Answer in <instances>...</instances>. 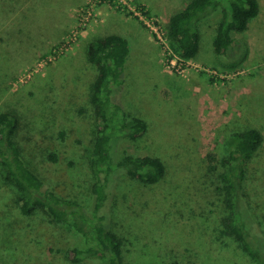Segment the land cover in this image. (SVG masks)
Returning <instances> with one entry per match:
<instances>
[{"label": "rangeland", "instance_id": "374dc122", "mask_svg": "<svg viewBox=\"0 0 264 264\" xmlns=\"http://www.w3.org/2000/svg\"><path fill=\"white\" fill-rule=\"evenodd\" d=\"M72 1L79 0H0V110L17 115L14 139L27 166L59 195L92 214L90 160L98 120L89 87L97 70L86 50L101 33L79 40L103 22L102 7L105 13L118 12L153 31L138 18L103 4L101 22L49 61L52 48L72 28L73 9L87 0L71 10L67 5ZM148 1L153 6L168 4ZM188 1L164 13L179 11ZM152 15L166 32L160 16ZM220 15L214 12L200 19L196 61L185 62L183 74L169 71L163 63L176 53L167 39L165 45L157 42L163 48L160 63L158 57H131L124 65L122 84L114 90V100L129 115L125 123L131 125L135 116L147 128L131 140L117 129L125 118L118 113L111 131L113 161L125 154L152 155L166 166L164 177L154 184L123 172L114 177L105 224L123 240L125 264H259L232 237L221 234L228 209L219 175L224 170L221 161L235 143L233 133L259 129L262 143L246 166L251 210L244 219L248 226L258 223L264 237V21H251L243 33L232 32L234 43L219 55L213 37ZM195 77L205 85L199 87L201 92L191 88ZM50 152L57 155L54 164L49 163ZM16 192L0 177V264H98L93 258L70 262L67 257L74 247H87L83 236L65 223L50 221L41 210L22 214Z\"/></svg>", "mask_w": 264, "mask_h": 264}, {"label": "trees", "instance_id": "16d2710c", "mask_svg": "<svg viewBox=\"0 0 264 264\" xmlns=\"http://www.w3.org/2000/svg\"><path fill=\"white\" fill-rule=\"evenodd\" d=\"M226 1L229 10L225 9L223 0H190L169 18L166 36L179 57L190 60L198 53L201 39L198 23L203 16L222 13L217 21L213 48L217 54L225 55L235 41L232 32H245L248 23L260 10L257 0ZM141 6L146 16H152L145 5ZM128 52L127 39L115 33L92 40L86 50L87 60L97 70L89 87V102L98 120L90 160V171L94 177L92 214L75 200L59 195L27 166L14 139L18 127L17 115L10 110H0V177L6 185L16 189L15 201L22 214L30 215L41 210L50 221L65 223L83 236L87 247L71 250L67 258L72 263L93 258L98 264H125L123 240L105 224V210L115 192L114 177L123 172L143 183L154 184L166 172L164 162L157 156L125 154L116 162L111 156V131L118 122V113L125 118L116 127L118 125L117 129L125 132L131 140L147 128V123L135 116L128 126L125 123L128 113L113 97L115 88L122 84ZM232 137L235 143L223 157L224 170L219 175L228 209V215L222 221L221 234L232 237L251 259L264 264L263 234L257 222L248 226L244 219V214L251 210L250 196L245 191L246 166L260 147L263 136L259 129L248 128L233 133ZM48 160L49 163H56V153L50 152Z\"/></svg>", "mask_w": 264, "mask_h": 264}, {"label": "crops", "instance_id": "0c3cea01", "mask_svg": "<svg viewBox=\"0 0 264 264\" xmlns=\"http://www.w3.org/2000/svg\"><path fill=\"white\" fill-rule=\"evenodd\" d=\"M79 1H83V0H79ZM79 1H72L71 3H69L67 5V8L70 7V9H71ZM138 1L141 4L145 5L152 14H156V15L160 16L163 24H165V25L168 24L169 18L174 13L178 12V10L176 12H172V14H166V13H164V11L168 10L170 7H172L173 4H174L173 6H175V5H178V3L180 4V2H181V0H166L168 2V4L165 7L164 6L161 7L159 4H157V6L156 5L153 6L152 5L153 3L148 1V0H138ZM257 1H258L260 10H259L258 15L256 17H254L255 19L253 18L251 21L255 22V20H257L256 22H261L263 24V21H264V0H257ZM159 7H160V9H159ZM184 7L185 6H183L182 8H184ZM104 11H105V9H104V7H102L101 12L104 13L103 22L100 25H98V27H96L95 29L89 30L86 33H84L82 38L79 40L80 42L86 38L93 36V35H97L98 33H101V34H99V36H97V37H100L102 35L115 33V34H119V35L125 37L128 41L129 52L126 56V60L124 63L125 66H127V63L132 62L131 57L141 56V55H146V56L152 57V59L158 57L157 58L158 62L159 61L161 62L160 57L163 54L162 49L159 47L158 43L153 38L152 34L139 21H137L131 17H126L123 14H120L118 12L109 11V12L105 13ZM251 21L248 23L247 29L250 28ZM249 39L251 40L250 36H249ZM195 58L196 57L190 59L189 61H193V60L196 61ZM165 74H167V78H169V79L173 78L172 73L165 71ZM196 82H199L198 85ZM192 87H193V89L195 88L194 90L196 92H201L202 90H198L199 87H205V85L202 84V82L200 81V79L198 77H195L194 80L192 79L191 88ZM204 95H205V93H204Z\"/></svg>", "mask_w": 264, "mask_h": 264}, {"label": "built area", "instance_id": "2783aa9c", "mask_svg": "<svg viewBox=\"0 0 264 264\" xmlns=\"http://www.w3.org/2000/svg\"><path fill=\"white\" fill-rule=\"evenodd\" d=\"M103 4L107 7H113L124 11L125 13H128L129 16L138 18L153 31L152 34L156 42L162 45L167 43L168 38L166 36V32L162 30L158 18L155 15L150 17L146 16L141 8V5L143 4L135 5L132 3V0H87L84 4L73 9L75 21L72 28L67 36L52 48L50 55L47 57L49 61L55 59L70 49L81 34L89 28V26L101 22L99 8L100 5ZM174 56L175 57L170 56L169 58H166L163 63L169 71H173L177 74H183L185 71L184 63L188 60L182 59L176 53Z\"/></svg>", "mask_w": 264, "mask_h": 264}]
</instances>
